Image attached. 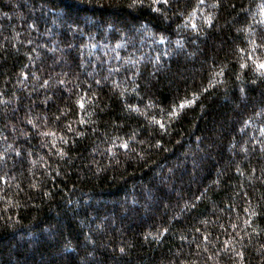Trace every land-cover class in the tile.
<instances>
[{"label": "trees", "instance_id": "obj_1", "mask_svg": "<svg viewBox=\"0 0 264 264\" xmlns=\"http://www.w3.org/2000/svg\"><path fill=\"white\" fill-rule=\"evenodd\" d=\"M264 0H0V264H264Z\"/></svg>", "mask_w": 264, "mask_h": 264}, {"label": "snow or ice", "instance_id": "obj_2", "mask_svg": "<svg viewBox=\"0 0 264 264\" xmlns=\"http://www.w3.org/2000/svg\"><path fill=\"white\" fill-rule=\"evenodd\" d=\"M261 67H264V64H262Z\"/></svg>", "mask_w": 264, "mask_h": 264}]
</instances>
